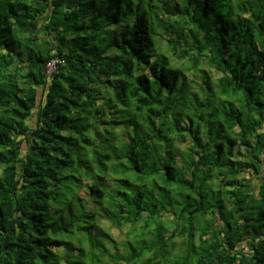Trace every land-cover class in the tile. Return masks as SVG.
<instances>
[{
	"label": "trees",
	"instance_id": "trees-1",
	"mask_svg": "<svg viewBox=\"0 0 264 264\" xmlns=\"http://www.w3.org/2000/svg\"><path fill=\"white\" fill-rule=\"evenodd\" d=\"M107 257L264 264V0H0V264Z\"/></svg>",
	"mask_w": 264,
	"mask_h": 264
},
{
	"label": "rangeland",
	"instance_id": "rangeland-1",
	"mask_svg": "<svg viewBox=\"0 0 264 264\" xmlns=\"http://www.w3.org/2000/svg\"><path fill=\"white\" fill-rule=\"evenodd\" d=\"M180 63V62H178ZM192 66V65H191ZM195 66H193L192 70H190L188 73H187V80L189 81V83H192V90L193 91H196L200 89V86H201V78H202V72L198 69H195L194 68ZM204 69H207V68H204ZM208 72V71H207ZM214 77L215 74H214ZM128 140V135H124V136H121L120 138V141H127ZM122 142V143H123ZM236 152V150H235ZM243 176H248L250 177L251 179V183H252V187L254 189H257V186H258V180L260 178L259 175H254V176H250L248 173H245V174H242ZM85 190L83 189L81 194H84ZM169 213L166 214V218L168 220H172L174 219V215L172 214V212L168 211ZM99 221V225L104 229L106 230L109 234H110V237L113 239V241H115V243L113 242H106V245L109 249V256H112L114 257L117 252H120L122 253L124 251V246L123 244L126 242V240L128 239L129 237V228L128 227H123L122 229L120 228H117V227H114L111 225V222L108 221L106 219L105 216H101L98 218ZM184 236H181L179 234H176L175 238H174V241L177 242L178 244V251L181 250L182 248H184L183 246V240H184ZM243 245H240V248H242ZM103 264H112L111 260H110V257H107L106 258V261L103 263ZM125 264V263H123Z\"/></svg>",
	"mask_w": 264,
	"mask_h": 264
},
{
	"label": "built area",
	"instance_id": "built-area-1",
	"mask_svg": "<svg viewBox=\"0 0 264 264\" xmlns=\"http://www.w3.org/2000/svg\"><path fill=\"white\" fill-rule=\"evenodd\" d=\"M58 62H63L62 60H60L59 58L56 59H52L48 62L47 64V75L51 76L55 71H56V67Z\"/></svg>",
	"mask_w": 264,
	"mask_h": 264
}]
</instances>
